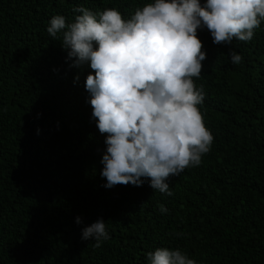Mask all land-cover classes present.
<instances>
[{
	"label": "trees",
	"instance_id": "trees-1",
	"mask_svg": "<svg viewBox=\"0 0 264 264\" xmlns=\"http://www.w3.org/2000/svg\"><path fill=\"white\" fill-rule=\"evenodd\" d=\"M149 2L0 0V264H149L158 247L198 264H264V21L231 45L198 30L207 58L195 82L214 142L200 166L167 181L174 194L148 180L105 187L107 134L85 88L93 70L73 66L47 27L81 6L129 18ZM100 219L110 239L97 248L82 231Z\"/></svg>",
	"mask_w": 264,
	"mask_h": 264
},
{
	"label": "clouds",
	"instance_id": "clouds-1",
	"mask_svg": "<svg viewBox=\"0 0 264 264\" xmlns=\"http://www.w3.org/2000/svg\"><path fill=\"white\" fill-rule=\"evenodd\" d=\"M73 12L78 15L72 22L53 16L47 32L61 40L73 66L90 63L93 70L85 88L96 126L107 134L100 161L105 187L148 180L151 188L172 196L167 181L200 166L214 142L200 109L206 93L195 82L207 58L198 30L207 29L217 45L251 41L264 21V0H152L129 18L115 8L96 12L81 6ZM229 55L233 64L242 63L236 51ZM159 208L168 212L163 204ZM82 239H94L99 248L110 239L105 221L85 227ZM147 259L198 264L169 247L149 251Z\"/></svg>",
	"mask_w": 264,
	"mask_h": 264
}]
</instances>
